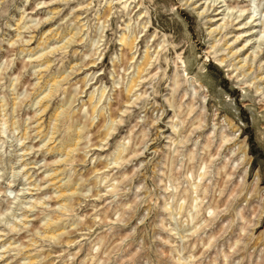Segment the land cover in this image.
<instances>
[{"label":"rangeland","instance_id":"1","mask_svg":"<svg viewBox=\"0 0 264 264\" xmlns=\"http://www.w3.org/2000/svg\"><path fill=\"white\" fill-rule=\"evenodd\" d=\"M0 264H264V0H0Z\"/></svg>","mask_w":264,"mask_h":264},{"label":"bare ground","instance_id":"2","mask_svg":"<svg viewBox=\"0 0 264 264\" xmlns=\"http://www.w3.org/2000/svg\"><path fill=\"white\" fill-rule=\"evenodd\" d=\"M48 14H49V16L48 17H46V20H49V19H53V17H55L56 15H58V14H60L59 13V10H58V8H53V9H51L49 12H48ZM58 17V16H57ZM48 32H50L49 33V35H47V36H43L44 38H43V40H41V42H39L38 44H37V48L38 47H40L39 45L40 44H42V43H46L49 39H53L54 38V36L56 35V34H52V31H51V29H48L47 30ZM46 31V32H47ZM45 32H43V34H44ZM76 33L77 32H74V31H72V29L71 30H68L66 33H64L62 36H61V39H64L65 41L61 44L62 46H66V43H71L73 40L75 41V35H76ZM78 35V34H77ZM49 36V37H48ZM32 38V36L29 38V40ZM239 38V35L238 36H236V39H238ZM60 39V40H61ZM59 40V41H60ZM120 45H122L125 49H131V47H132V45H133V41L132 40H130V39H128L127 37H124V36H121L120 37ZM77 41V40H76ZM61 43V42H60ZM61 45L59 46L60 48H62L61 47ZM121 46V47H122ZM68 47V46H67ZM257 47H259V45L257 46ZM46 48V47H45ZM48 48V47H47ZM46 48V49H47ZM41 50V49H40ZM50 50V49H49ZM51 50H52V48H51ZM22 51V50H21ZM23 51H24V49H23ZM26 51V50H25ZM232 52H233V50H231ZM39 51H36L35 53H38ZM47 52V51H46ZM53 52V51H52ZM254 52V51H253ZM31 53V52H30ZM35 53H33V54H35ZM45 52H39L38 54H37V56H36V58L35 59H37L38 60V66H41L44 70H46V69H48L49 68V66L51 65V59L50 58H48L47 56H44L45 54H44ZM255 53V52H254ZM43 56V57H42ZM147 57V56H146ZM148 57L145 59V61L143 62V66H146L147 64H148ZM92 63V62H91ZM94 63V62H93ZM141 68V67H140ZM143 68V67H142ZM139 70V69H138ZM42 76V75H41ZM39 78H41V77H39ZM38 78V79H39ZM140 78V77H139ZM63 79V76L61 77V75L60 76H54V75H51V76H49L45 81H44V83H43V86H41L40 88L42 89V87H43V91H42V93H39L38 95L40 96V94H42L41 95V99H39L38 101L41 103L40 105H41V108H42V110H45L46 108H47V106L49 105L48 103H49V101H50V97H51V95H52V93H54V91L57 89V87L58 86H60L59 84L61 83V80ZM88 81V80H87ZM138 82V78H136V79H132L131 81H130V84L128 85V87H127V89H126V97H128L127 95H129V93L131 92V91H134L133 89H134V87L135 86H137V83ZM85 85L87 84L86 82L84 83ZM58 90V89H57ZM132 93V92H131ZM38 96V97H39ZM71 99V98H70ZM88 102H89V104L91 105L90 107L91 108H93L94 107V104H93V102H92V99H93V96L92 95H89V97H88ZM126 99V98H125ZM129 100V99H128ZM94 101V100H93ZM69 103V102H68ZM62 106L63 105H61V107H57V108H55L54 109V111H53V113L51 114V116H50V119H51V121H56L60 116H61V114H62V112L64 111L63 109H62ZM95 110V109H94ZM58 121V120H57ZM54 123V122H53ZM54 125V124H53ZM82 128V127H81ZM81 128L80 127H75V129H76V131H75V133L73 134V138H72V140H67V141H65V142H62L59 146L58 145H54V146H51V147H49L48 149L49 150H53V151H55V150H61L66 156H68V155H70L74 150H75V148H76V145L78 144V142H79V140L81 139V135H80V133H79V131L81 130ZM109 131V130H108ZM110 133V132H109ZM108 132H106L105 133V136H108V134H109ZM106 138V137H105ZM56 170V169H55ZM50 178H51V180L54 182V180L56 179V178H58V174H57V171H54L53 172V174H51V176H50ZM49 178V179H50ZM58 195H57V199H59V202L61 203V202H65L66 200H67V197L69 196V195H72V194H74L75 193V187H73V186H58ZM63 204H61L60 206H62ZM63 207V206H62ZM61 207V208H62ZM53 223H55L54 221H49V222H47L46 224H45V228H46V231L49 233V234H51V235H54V234H56L58 231H60V227H59V225H53Z\"/></svg>","mask_w":264,"mask_h":264}]
</instances>
